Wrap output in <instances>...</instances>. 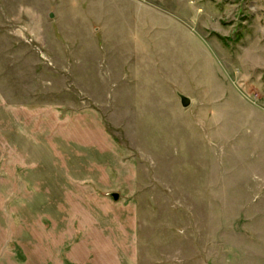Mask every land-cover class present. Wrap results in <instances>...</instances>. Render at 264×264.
I'll return each mask as SVG.
<instances>
[{
	"label": "rangeland",
	"instance_id": "374dc122",
	"mask_svg": "<svg viewBox=\"0 0 264 264\" xmlns=\"http://www.w3.org/2000/svg\"><path fill=\"white\" fill-rule=\"evenodd\" d=\"M0 264H264V0H0Z\"/></svg>",
	"mask_w": 264,
	"mask_h": 264
},
{
	"label": "water",
	"instance_id": "95a60500",
	"mask_svg": "<svg viewBox=\"0 0 264 264\" xmlns=\"http://www.w3.org/2000/svg\"><path fill=\"white\" fill-rule=\"evenodd\" d=\"M180 99H181V105L183 108H189L192 104V101L189 97L185 96V95H182L180 94L179 95ZM112 198L114 199V201H119L120 199V194L118 193H113L111 194Z\"/></svg>",
	"mask_w": 264,
	"mask_h": 264
}]
</instances>
